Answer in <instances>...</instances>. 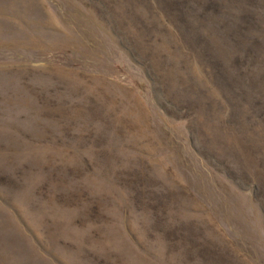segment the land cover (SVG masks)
Segmentation results:
<instances>
[{"label": "rangeland", "instance_id": "rangeland-1", "mask_svg": "<svg viewBox=\"0 0 264 264\" xmlns=\"http://www.w3.org/2000/svg\"><path fill=\"white\" fill-rule=\"evenodd\" d=\"M0 264H264V0H0Z\"/></svg>", "mask_w": 264, "mask_h": 264}]
</instances>
